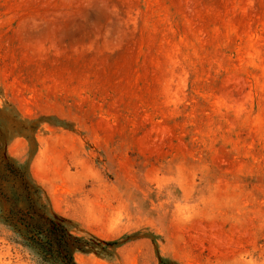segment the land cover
<instances>
[{
    "label": "rangeland",
    "instance_id": "1",
    "mask_svg": "<svg viewBox=\"0 0 264 264\" xmlns=\"http://www.w3.org/2000/svg\"><path fill=\"white\" fill-rule=\"evenodd\" d=\"M76 264H264V0H0L4 216Z\"/></svg>",
    "mask_w": 264,
    "mask_h": 264
},
{
    "label": "trees",
    "instance_id": "2",
    "mask_svg": "<svg viewBox=\"0 0 264 264\" xmlns=\"http://www.w3.org/2000/svg\"><path fill=\"white\" fill-rule=\"evenodd\" d=\"M4 221L18 238L16 242L33 250L42 264H76L69 253V235L54 220L13 206Z\"/></svg>",
    "mask_w": 264,
    "mask_h": 264
}]
</instances>
